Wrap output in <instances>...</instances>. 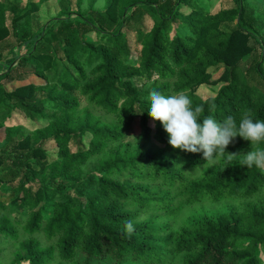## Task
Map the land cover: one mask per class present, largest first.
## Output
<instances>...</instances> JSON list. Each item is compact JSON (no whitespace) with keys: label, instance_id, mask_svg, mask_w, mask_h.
Segmentation results:
<instances>
[{"label":"trees","instance_id":"16d2710c","mask_svg":"<svg viewBox=\"0 0 264 264\" xmlns=\"http://www.w3.org/2000/svg\"><path fill=\"white\" fill-rule=\"evenodd\" d=\"M46 1L0 0V264H264L250 142L213 163L147 114L156 89L185 91L201 120L264 119V0H58L52 23L18 33ZM202 201L232 204L170 226Z\"/></svg>","mask_w":264,"mask_h":264},{"label":"clouds","instance_id":"9594fccd","mask_svg":"<svg viewBox=\"0 0 264 264\" xmlns=\"http://www.w3.org/2000/svg\"><path fill=\"white\" fill-rule=\"evenodd\" d=\"M147 98L150 102L148 116L160 122L168 134L167 143L173 149L202 153L204 160L215 163L217 156L226 155L228 159L237 156L226 153L225 149L239 136L251 144V151L241 155L242 165L264 169V119L254 118L251 110L244 111L239 121L232 116L218 121L211 115L201 120L203 105L193 106L185 91L165 94L151 89ZM132 138L136 141L135 137ZM125 227L131 235L134 230L132 221H126Z\"/></svg>","mask_w":264,"mask_h":264},{"label":"rangeland","instance_id":"374dc122","mask_svg":"<svg viewBox=\"0 0 264 264\" xmlns=\"http://www.w3.org/2000/svg\"><path fill=\"white\" fill-rule=\"evenodd\" d=\"M230 0H220V3H225V2H229ZM25 0H19V5L23 6ZM60 15V7L58 6V0H48L46 2H43L37 9L36 13L30 14L29 20L26 23V21H24V19H20L17 22V27H16V31L18 33H22L27 32V33H31L36 27L40 26V25H48L50 23H52L53 19L58 17ZM146 25L149 26V22L147 21L145 23ZM260 30V29H259ZM23 47H20L18 50L19 54H23L24 52ZM11 58H13L12 56H8L6 57V60H10ZM26 81H31L35 84H38L39 81L38 79H36L33 76H29L26 78ZM217 86H209V85H201L200 87H198L195 91V94L201 98V99H205L207 97H210L214 94L215 90H216ZM134 131L136 129H133ZM3 138V129L0 128V141ZM89 140V136L85 135L82 139L83 144H86L87 141ZM56 152V149L54 148V146L52 144L47 145V153L49 155H54V153ZM210 164H203L201 165L196 171H200L203 169H206L209 167ZM10 186L9 185H1L0 186V200L1 201H5L7 199V196L10 193ZM80 193L81 196H86V195H90L93 192V188H86L83 190H79L78 191ZM263 195H264V190H263ZM228 204H232V202L229 201H222L219 203H209L207 201H202L200 203H196L192 206H185L182 208V210L179 212V214L176 216V218L169 222L170 226H172V228H178V226L182 223V221H184V219L188 216V215H195L196 217H200L202 214L204 213H209L213 210L222 208ZM14 211V208L11 209V212ZM163 221H165L163 219ZM8 260L4 259L2 264H7Z\"/></svg>","mask_w":264,"mask_h":264}]
</instances>
